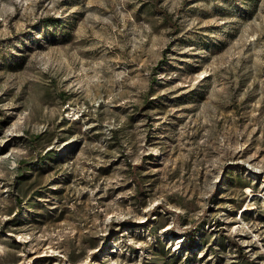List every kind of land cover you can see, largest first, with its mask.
<instances>
[{
	"label": "rangeland",
	"instance_id": "obj_1",
	"mask_svg": "<svg viewBox=\"0 0 264 264\" xmlns=\"http://www.w3.org/2000/svg\"><path fill=\"white\" fill-rule=\"evenodd\" d=\"M248 260L264 0H0V264Z\"/></svg>",
	"mask_w": 264,
	"mask_h": 264
},
{
	"label": "trees",
	"instance_id": "obj_2",
	"mask_svg": "<svg viewBox=\"0 0 264 264\" xmlns=\"http://www.w3.org/2000/svg\"><path fill=\"white\" fill-rule=\"evenodd\" d=\"M25 165H26V163L23 162L22 164H20V167L24 168ZM248 261H249V260H248ZM248 263L252 264V262H250V261H249Z\"/></svg>",
	"mask_w": 264,
	"mask_h": 264
}]
</instances>
